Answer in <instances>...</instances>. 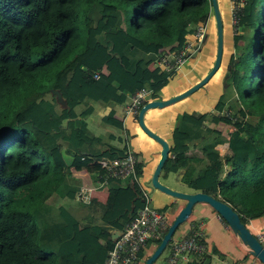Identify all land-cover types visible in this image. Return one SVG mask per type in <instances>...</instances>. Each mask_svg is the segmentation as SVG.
<instances>
[{
  "label": "trees",
  "instance_id": "16d2710c",
  "mask_svg": "<svg viewBox=\"0 0 264 264\" xmlns=\"http://www.w3.org/2000/svg\"><path fill=\"white\" fill-rule=\"evenodd\" d=\"M203 15H213L210 0H0V264L103 263L113 231L147 193L141 160L135 176L124 177L104 178L96 163L134 152L114 141L122 140L116 131H127L115 109L101 117L103 134L86 119L94 102L124 103L142 87L161 98L176 71L158 65L160 52L183 45ZM233 49L239 72L230 71L213 110L176 114L162 168L164 175L184 169L189 187L227 201L247 223L264 213V0H245ZM222 123L234 129L225 133ZM191 145L200 155H189ZM101 182L104 201L93 192L87 202L77 198L82 186L95 190ZM123 185L130 194L120 192ZM199 241L207 248L186 264L222 254L204 236Z\"/></svg>",
  "mask_w": 264,
  "mask_h": 264
},
{
  "label": "built area",
  "instance_id": "2783aa9c",
  "mask_svg": "<svg viewBox=\"0 0 264 264\" xmlns=\"http://www.w3.org/2000/svg\"><path fill=\"white\" fill-rule=\"evenodd\" d=\"M245 0H229L230 14L232 19V35L235 33V23L242 11ZM209 19L211 16H208ZM207 17V19H208ZM207 19L200 20L194 31L186 36V40L178 49L164 50L160 52L157 60L158 65L165 70H178L187 60L192 59L199 52V49L207 37L209 30ZM100 71L93 73L94 77H99ZM151 90L147 87L137 89L125 100L123 112L125 116L137 118L140 107L148 100ZM228 147V145H226ZM225 152V148L222 153ZM136 155L130 149L123 156L108 158L100 157L96 163L105 170L104 178L135 176ZM101 182L100 185H102ZM95 188V187H94ZM92 186H82L76 193L77 198L83 201L90 199L94 189ZM141 207L137 214L120 230H114L113 245L107 252L102 264H137L146 255L145 252L151 244L157 245V240L161 239L163 232L167 230L169 222V212L166 208L156 206L149 201ZM222 220V216H217ZM264 246V234H255ZM201 233L196 230L191 231L180 239H173L170 242L169 252L165 257V264H186L192 254L201 255L205 251L206 245L200 242ZM141 250L144 255L141 256ZM254 264H264L261 261Z\"/></svg>",
  "mask_w": 264,
  "mask_h": 264
},
{
  "label": "crops",
  "instance_id": "0c3cea01",
  "mask_svg": "<svg viewBox=\"0 0 264 264\" xmlns=\"http://www.w3.org/2000/svg\"><path fill=\"white\" fill-rule=\"evenodd\" d=\"M229 6L230 5L228 4V7ZM194 56H195V53H194ZM178 71H179V68L176 71V73ZM198 79H200V77H198ZM175 80L176 79H174V81L171 80L168 85L169 86L172 85V86L177 87L178 84L176 83ZM187 87H183V88L180 87V88H178V91L167 94L168 88L166 86H163L161 88L162 89V95H163L161 98H166V97L172 96V95L184 90ZM150 99H152V98H150ZM126 100H128V98ZM189 103H191V102H189ZM189 103L187 105H184L180 109V111L183 109H196V107H191V105H189ZM124 104H125V102L120 105V108H119L120 110L118 108H115V106H113L112 104L103 105L102 106V107H104L103 109H101L99 107L97 110V107L94 103L93 104V107H94L93 112L86 119L87 123H88V127H89V119H92L98 125V127H100V131L97 133H95V132L94 133L99 134V135L103 134L105 132L106 127L101 125V121H100L101 117L103 114L108 112L110 109H115L116 115L119 116V115H121V113H123V116L121 118L124 121L125 127L128 128L127 127L128 118L134 119V117L125 116V114L123 112ZM214 104H215V102H214ZM96 110L98 112H96V114H95ZM207 110H209V109H207ZM211 110H213V109H211ZM173 111H174V115L176 116L178 109L177 108L171 109L170 107L163 108L162 110H160L158 108H150L145 112V115H147V118L152 123L155 124V126L153 128H151L152 130L158 132L160 135H162L163 132H166V133L168 132L169 137H165L163 135L162 136L169 141V144L171 143V131H172L175 119L171 122L170 127H167V125H166V127H161L159 124H160L163 117H165L166 115H168L170 112H173ZM97 113H98V116H95V115H97ZM138 129L139 128L137 126V130ZM155 129H157V130H155ZM141 133H142V135H144V132L142 130H141ZM116 134L118 136L119 135L121 136L120 133L116 132ZM147 135L145 134V136H146L145 142L143 139L140 138L144 142V148L148 153L144 157L145 161L143 159H140L137 156V149H136V151L134 150V147H133V144H131V141L129 140V142H126V143H128L129 148H131L134 151V153H136L137 159L141 160L143 162V167H142L143 176L141 179L142 183L145 180V178L150 176V174L152 175V172H153L152 170H154V167H155V165H156V163L160 157V150H161V145L154 138H151V136L147 138ZM130 137H131V135L128 132L126 139H129ZM148 139H152L153 142H150ZM114 141L117 144L123 145V138H122V140L116 139ZM226 145H228L227 142H224V143L217 145V148L220 150L222 155H224V153H222L223 149L225 148V151L227 149ZM188 152H189V155H195V154L200 155V152H199V149L197 146L194 147L191 145ZM171 173L174 176L175 184L178 187L180 186L179 188H177V187H173V188H176L178 190H184V191H196L193 188L189 187L182 180V176L184 174V169H179L177 171H171ZM168 174L166 173L164 176L166 177ZM143 187L146 190L149 201L152 200L153 201L152 203L154 205L160 206V207L167 206V209L169 211V222L172 221L175 214L178 212V210L186 202L184 199L176 198L170 194H167V193L159 190L158 188L156 190H153L151 192V194H149L148 189H146L144 185H143ZM120 192L124 193V194H130L131 189L126 187L125 185H123L120 187ZM93 194L99 201H104V199L107 196V189L105 186L100 185V186H98V188L93 190ZM201 205H203V207L205 208L202 211L200 210ZM190 214H191V217L189 219H186L184 222H182L178 226L177 230L174 232V234H175L174 239H180L183 236H185L186 234H188L189 232L196 230L199 233H201V236H204V238L206 240H208V245H209L210 249L212 246H216L217 249L222 253V254L211 253V263L210 264H254V263H256V261H254L253 257L250 254H249V258L238 261L237 263L234 262L235 257L241 258L243 253H245L247 251L249 252V248L246 244H244L242 242V240L239 238V236L229 227L228 223L225 222L223 220V218L221 220L217 217L218 212L216 210H214L208 203L199 202V203L195 204L193 206V209H192ZM97 215H98V213H97ZM97 215L94 217L95 220L98 219ZM247 220L248 221L246 224L252 230L253 233L256 234L257 232H261L264 234V213L248 217ZM154 248H155V245L151 244L148 247V249L146 250L145 254L149 255V253H151ZM206 248H207V245H206ZM142 263L140 262L139 264H142Z\"/></svg>",
  "mask_w": 264,
  "mask_h": 264
},
{
  "label": "rangeland",
  "instance_id": "374dc122",
  "mask_svg": "<svg viewBox=\"0 0 264 264\" xmlns=\"http://www.w3.org/2000/svg\"><path fill=\"white\" fill-rule=\"evenodd\" d=\"M218 4H219L221 19H222L223 50H222L221 61H220V64H219L217 70L211 75V77L203 85H201L199 88H197L193 93H191L188 96L183 97V98H181L175 102L167 104V106L165 105V106L156 107V108H158L160 110H162L163 108H167V107H170L171 109L177 108L178 109L177 113H178L184 105H187L189 102H191V103H189V105H191V107H196L197 110H207V109L211 110L214 107V102H216L217 97L220 95V93L226 87L225 84H227L226 81L228 80V77L230 75V71H232L234 74L239 72V70L235 67L236 59H235V56L233 53L234 49H233V35H232V19H231V14H230V6L228 7L229 0H218ZM212 12H213V10H212ZM200 18L203 20L207 19L206 15H203ZM207 23H208V28H209V30L207 32V37L203 41V43L199 49L198 54L193 56V59L187 60L181 66V68H179V71L172 78L173 81H174V79H176L175 81L178 85H177V87L172 86V85L171 86L166 85V87L168 88L167 94L178 91V88L187 87V86L193 84L194 82L198 81L199 80L198 77L201 78L208 71L210 66L212 65L214 58H215V52H216V22H215L214 15H212L210 19L208 17ZM231 63H232V65H230ZM106 71H107V69L105 66L102 67V69H100V73H105ZM249 72L247 73V71H246L247 74H245V76L240 77V79L238 81V84H239L238 86L242 89L245 88V86L247 85V78H248L247 76H248ZM51 91L53 92L54 90H51ZM161 96H163L162 95V89H161ZM149 97H148V100L150 99ZM58 102L61 104L63 103V101H58ZM94 103L97 107V110L99 107L101 109L104 108V107H102L103 106L102 104L100 105V103H98V102H94ZM109 104H112L113 106H115V108L119 109L120 105L122 103L114 101V102H111ZM97 110L95 111V114H96V112H98ZM95 116H98V113ZM119 116L122 117L123 113H121V115H119ZM226 117H228V116L226 115ZM174 119H175V115H174V111H173V112H170L165 117H163L159 125L161 127H166V125H167V127H170V124ZM144 120H145V123L148 127L153 128L155 126V124L152 123L147 118V115H145ZM137 126L139 128L138 129L139 131L137 130ZM219 126H220V128H223V131L225 133L229 132L228 130L234 129V127L229 123H222V124H219ZM89 127L95 133L100 131V127H98V125L92 119H89ZM127 127H128L127 131L123 130V131H116V132L121 134V136L123 138V143L129 142V140H130L131 144H133L134 150L136 151V149H137V156L140 159L144 160V157L148 154L144 148V142H145V138H146L145 134L147 135V133L144 132V130L140 126V124L138 122V118H134V119L128 118ZM141 130L144 132V135H142ZM155 130H157V129H155ZM128 132L131 135V137L129 139H126ZM162 135L165 137H169L168 132L167 133L163 132ZM148 137H150V136L147 135V138ZM140 138L143 139L144 142ZM148 140L150 142H153L152 139H148ZM199 152L201 153L200 150H199ZM227 152H228V147H227L226 151L224 152V154ZM137 156H136V158H137ZM167 174L168 175L165 177L164 176V170L162 168V170L159 174V179L162 182H164L165 184L169 185L170 187L179 188L180 186L178 187L175 184V179H174V176L171 173V171H168ZM143 185L145 186L146 189H148L149 194H151V192L153 190L157 189L151 183V174H150V176L145 178V180L143 181ZM150 201L153 202L152 200H150ZM163 207H165V206H163ZM200 208H201L200 209L201 211L205 209L203 207V205H201ZM95 214L97 215V212H95ZM189 215L190 216H188L187 219H189L191 217V214H189ZM164 233L165 232H163V234ZM174 237H175V234H173L172 238L169 240L166 247L163 249L161 254L152 262V264H165V257L169 252L170 242L174 239ZM153 245H155V244H153ZM145 255L146 256L140 261L141 263L143 262L142 264H144V260L148 256V254H145ZM252 257H253L254 261L259 262V260L256 257H254V256H252ZM140 262H138L137 264H139Z\"/></svg>",
  "mask_w": 264,
  "mask_h": 264
},
{
  "label": "water",
  "instance_id": "95a60500",
  "mask_svg": "<svg viewBox=\"0 0 264 264\" xmlns=\"http://www.w3.org/2000/svg\"><path fill=\"white\" fill-rule=\"evenodd\" d=\"M213 10V15L216 22V52L215 58L208 69V71L196 82L185 88L184 90L166 97V98H152L147 100L139 109L137 118L140 126L149 136L154 138L160 145V157L154 167V170L151 175V183L153 186L159 190L170 194L176 198L184 199L185 204L178 210V212L173 217L172 221L167 227V230L163 234L160 242L155 246L153 251L145 258L144 264H152V262L161 254L163 249L168 244L169 240L172 238L173 233L177 226L184 222L189 214L191 213L193 206L198 202L208 203L214 210H216L228 223L229 227L239 236L244 244L249 248V253L251 256L256 257L259 261L264 263V246L262 242L258 239L255 233L244 223L241 219L240 213L227 201L212 196L204 191H184L178 190L169 185L165 184L159 179V174L162 170V167L168 158L170 144L169 141L160 135L158 132L152 130L145 123V112L150 108L162 107L172 102H175L183 97L188 96L193 93L197 88L203 85L211 75L217 70L223 50V29H222V19L218 0H210ZM57 96L58 101H63L62 94L57 89H52ZM114 234L112 235V238Z\"/></svg>",
  "mask_w": 264,
  "mask_h": 264
},
{
  "label": "clouds",
  "instance_id": "9594fccd",
  "mask_svg": "<svg viewBox=\"0 0 264 264\" xmlns=\"http://www.w3.org/2000/svg\"><path fill=\"white\" fill-rule=\"evenodd\" d=\"M227 144H228V142H227ZM221 153V152H220ZM223 218V217H222ZM114 233V232H113Z\"/></svg>",
  "mask_w": 264,
  "mask_h": 264
}]
</instances>
